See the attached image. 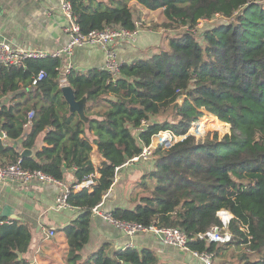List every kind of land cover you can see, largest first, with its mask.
<instances>
[{"label": "trees", "instance_id": "trees-1", "mask_svg": "<svg viewBox=\"0 0 264 264\" xmlns=\"http://www.w3.org/2000/svg\"><path fill=\"white\" fill-rule=\"evenodd\" d=\"M67 1L83 34L111 25L136 31L129 2L160 11L167 31L186 29L179 35L163 33L164 47L123 63L115 78L99 69L70 70L66 84L76 101L86 100V121L62 97L59 59L0 66V131L7 137L0 139V167L33 149L32 158L21 160L23 169L62 182L73 171L76 184L99 175L90 189L72 190L68 197L78 215L60 230L68 248L65 264H163L149 249L107 254L105 245L85 260L80 252L88 242L91 210L111 188L115 169L166 131L184 139L153 152L152 170L131 192L137 203L115 208L111 216L145 227L178 228L192 237L221 227L217 212L226 210L233 216L227 229L231 241L196 240L188 248L218 256L233 247L241 252L232 256L234 264H264V0ZM215 17L224 22L196 33L200 23ZM41 70L46 76L32 88ZM8 97L13 104L2 101ZM197 110L216 130L229 125L230 134L202 142L187 135L202 117ZM30 111L34 118L25 132ZM40 137L42 146L36 150ZM94 147L102 159L97 170L90 157ZM31 240L28 224L15 219L4 223L0 216V264H30L24 256Z\"/></svg>", "mask_w": 264, "mask_h": 264}, {"label": "crops", "instance_id": "crops-1", "mask_svg": "<svg viewBox=\"0 0 264 264\" xmlns=\"http://www.w3.org/2000/svg\"><path fill=\"white\" fill-rule=\"evenodd\" d=\"M64 25L65 20L57 0H0V42H8L14 48L53 53L68 41L63 32ZM137 30L139 35L136 43L118 49V59L121 63L146 58L156 52L153 50L165 46L164 30H161L159 36L148 34L139 28ZM59 60L60 74L67 69L84 73L92 69L103 70L107 55L101 47L84 46L74 49L71 56ZM2 101L7 105L13 104L9 97ZM25 129V132H28L29 127ZM17 145L19 147L20 142H17ZM41 146L42 137L37 140L36 150ZM90 157L97 170L102 159L96 147ZM132 165H126L116 173L111 188L102 198L103 210L111 212L115 208H132L137 203V199L131 197V192L132 184L140 178ZM94 175L99 178L97 173ZM74 182V172L68 171L63 183L73 185ZM130 185L132 186L129 188ZM58 194L59 190L54 185L32 182L28 186H21L0 182V216L3 209L8 207V213L12 214L15 220L30 226L32 240L24 256L30 264H65L68 248L60 230L77 217L78 209L72 207L57 210L55 200ZM10 219L12 218H5L4 223ZM49 231H54L52 237L48 236ZM105 245H108L107 254L131 245L132 249H149L155 252L163 264H200L188 252L171 248L151 234L128 237L122 230L92 215L88 242L80 252L82 260Z\"/></svg>", "mask_w": 264, "mask_h": 264}, {"label": "built area", "instance_id": "built-area-1", "mask_svg": "<svg viewBox=\"0 0 264 264\" xmlns=\"http://www.w3.org/2000/svg\"><path fill=\"white\" fill-rule=\"evenodd\" d=\"M61 14L65 20L63 27L64 34L68 37L67 43L61 48L57 49L53 53L37 50H26L14 48L8 42H0V66L3 67H23L28 60H45L46 58L61 59L63 57L71 56L74 49L84 46H96L101 47L106 51L107 62L104 67V71L108 72L113 78L119 75L120 66L123 64L118 59V49L122 46H131L136 43L139 35L138 30L129 31L123 27L108 26L102 31H92L88 34H83L80 31L76 18L72 11V6L67 0H57ZM70 72L67 69L60 74L59 71V85L60 88L67 86L65 76ZM46 76L44 70L38 72V74L32 79L31 87H37ZM34 118V112L30 111L26 116L25 127H29ZM146 124L142 123L141 129L145 128ZM181 137H176L172 133L166 131L161 132L152 138L148 147H142L141 153L131 159L129 162L121 167L115 169V175L122 167L136 163L140 160H146L150 155L152 149L161 147L163 150L171 149ZM0 139H7L6 134L0 131ZM153 139H156L154 145ZM21 158L17 162L8 165L6 167H0V182L12 183L21 186H28L32 182H38L40 184L54 185L58 188L59 194L55 200V208L57 210L71 209L72 206L68 203V197L72 190H82L84 188L90 189L93 185V178L95 175H91L82 183L73 185H66L62 181H57L52 177L42 173L41 171L26 170L21 166ZM103 200L96 205L92 210V215L98 216L105 220L109 225L122 230L128 237H134L141 234H151L157 237L163 244L178 249L180 251L188 252L194 259L200 264H213L214 255L207 252H198L190 250L188 248L189 243L193 241H207L211 243H229L231 241V234L228 232V225L233 216L226 210L217 212V217L220 220L221 227H212L204 233L197 234L190 237L184 231L178 228H163L150 225L148 227L140 224L127 223L114 219L111 216V212L103 210ZM8 223V222H6ZM49 237L54 235V231H49ZM131 245L127 248H130Z\"/></svg>", "mask_w": 264, "mask_h": 264}, {"label": "rangeland", "instance_id": "rangeland-1", "mask_svg": "<svg viewBox=\"0 0 264 264\" xmlns=\"http://www.w3.org/2000/svg\"><path fill=\"white\" fill-rule=\"evenodd\" d=\"M128 6L130 7L131 11L133 12L134 18L136 19L137 22V27L144 31L147 32L148 34H153V35H158L161 34V30H164V33L168 34V35H179L180 33L183 32V30H185L186 28H179V29H173L170 31H167L163 28L162 24H163V18L161 15L160 11H148L142 7H140L139 5H137L134 2H129ZM224 22V20H222L219 17H215L213 19H211L210 21H203L202 23L199 24L198 28H197V34L201 33L202 31L209 29L213 26H215L218 23H222ZM158 49L153 50L154 52H157ZM155 52V53H156ZM185 97H182L178 100V103L181 104L184 101ZM84 105V104H83ZM85 106H87V103L85 104ZM198 112H200L199 110H197ZM202 114V117L198 119V122L194 123L191 125L187 135H191L194 136L196 141H204L206 138H212L214 135H216L218 141H221L224 136L229 135L230 134V126L227 125L225 127H217V130L215 128L214 125H212L211 121L209 120H205V118L207 116H204V113L200 112ZM203 118V119H202ZM211 119V118H210ZM213 120H215L214 118H212ZM202 120V123H201ZM216 122H218L217 120H215ZM220 123V122H218ZM212 126V130H208L205 132L206 128ZM169 132V131H168ZM205 132V133H204ZM171 133V132H170ZM186 135V136H187ZM131 137L135 140H137V134H135L134 132L131 134ZM184 139V137L180 138V141ZM154 141V145L156 143V139H153ZM140 145V144H139ZM158 147L156 146V149ZM156 149H152L150 155L147 157L146 160H140L136 163H133L132 166H134V169L137 170L138 177H142V175L149 173L152 168H153V164H154V160H153V152ZM133 188L135 184H132ZM130 185L129 188L132 186ZM245 253L249 252L248 248H241ZM235 251V252H234ZM241 252L240 250H238L237 248H229L227 251L223 252L222 254L215 256L214 255V261L213 264H234V262H232V256H237L239 255Z\"/></svg>", "mask_w": 264, "mask_h": 264}, {"label": "water", "instance_id": "water-1", "mask_svg": "<svg viewBox=\"0 0 264 264\" xmlns=\"http://www.w3.org/2000/svg\"><path fill=\"white\" fill-rule=\"evenodd\" d=\"M61 93L62 97L64 98L65 102L68 104L69 109L71 112H77L80 118L84 121H86L84 109H85V104L87 103L85 99H82L80 101H76L74 98V94L72 89L69 86H65L61 88ZM84 104V105H83ZM35 151L32 150H23L20 153V158L21 159H28L32 158L34 156ZM9 208L5 207L2 211L1 217L2 218H12L14 219L15 217L8 213ZM7 212V213H6Z\"/></svg>", "mask_w": 264, "mask_h": 264}]
</instances>
